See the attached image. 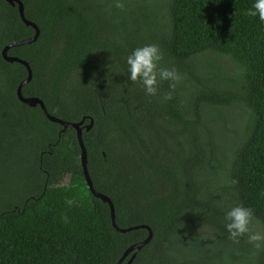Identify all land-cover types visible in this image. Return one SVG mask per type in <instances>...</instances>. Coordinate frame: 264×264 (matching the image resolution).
Here are the masks:
<instances>
[{
  "label": "trees",
  "instance_id": "1",
  "mask_svg": "<svg viewBox=\"0 0 264 264\" xmlns=\"http://www.w3.org/2000/svg\"><path fill=\"white\" fill-rule=\"evenodd\" d=\"M21 1L40 29L8 52L31 67L23 96L63 121L93 120L83 141L94 189L119 229L153 231L133 264H264V250L224 228L236 203L264 227V24L244 14L253 0ZM35 33L0 0V264H117L149 231L115 229L88 188L76 131L18 99L28 72L2 51ZM145 44L180 74L174 90L165 81L147 96L127 79V56Z\"/></svg>",
  "mask_w": 264,
  "mask_h": 264
},
{
  "label": "clouds",
  "instance_id": "2",
  "mask_svg": "<svg viewBox=\"0 0 264 264\" xmlns=\"http://www.w3.org/2000/svg\"><path fill=\"white\" fill-rule=\"evenodd\" d=\"M115 7H124L121 0H116ZM244 14L258 17L264 24V0H253L251 7ZM163 53L156 44L136 47L126 58L127 79L139 83L147 96H156L162 82H169L170 89H175L180 81V74L175 68L163 67ZM168 98H171L169 94ZM257 218L250 207L236 203L224 213V228L228 238L235 244L244 239L255 250H264V227H254Z\"/></svg>",
  "mask_w": 264,
  "mask_h": 264
},
{
  "label": "water",
  "instance_id": "3",
  "mask_svg": "<svg viewBox=\"0 0 264 264\" xmlns=\"http://www.w3.org/2000/svg\"><path fill=\"white\" fill-rule=\"evenodd\" d=\"M6 1L12 7H18V11H19L20 17L22 19V22L26 26L32 27L35 30V32H36L34 37H32L30 39H27V40H24V41H21L19 43H14V44L8 45L2 51L3 59L6 62H8V63H19V64H22L23 66H25V68L27 69L28 76H27V78L24 81H22L20 83V85H19V87L17 89L18 99L23 104H25L26 106L31 107V108H36V107L40 106L42 111L44 112L45 116L52 123H56V124H58V125L63 127L62 132H66L68 129H74L76 131L77 139H78V142H79V145H80V148H81V165H82V168H83L84 177L86 179L88 188L90 189V191L93 193V195L96 198L102 200L104 203L109 205L110 211H111L112 222H113V226L115 227V229L119 233H128V232H131L133 230L142 229V228L143 229H147L149 231L148 238L145 241H143V242L136 243V244H133L132 246H130L125 251V253L122 256V258L120 259V261L117 263V264H123L126 260H128L127 264H133V262L135 261V259L137 257V254L145 246H147L152 241V239H153V231L148 226H138V227L129 228V229H119L117 227V225H116V222H115V220H116V212H115V206H114L113 202L107 196L97 192L94 189L93 182L91 180V177L89 175V170H88V154H87V150L85 148L84 141H83V132H84V130L86 132H89L92 129V127L94 125L93 120H91V123L89 125H85L84 124L85 123V119H83L79 123H70V122L63 121L61 119H58L56 117L51 116L49 114L44 102L41 99L36 98V97H28L27 98V97L23 96V93H22L23 88L26 85H28L32 81V78H33V73H32L31 67L26 61H24L22 59H19L17 57H10L8 55V52H9V50L11 48H16V47H20V46H23V45H28V44H32V43L36 42L38 40L39 36H40V29H39V27L36 24H34L31 21L27 20V18L25 16V7H24V4H23V2L21 0H6Z\"/></svg>",
  "mask_w": 264,
  "mask_h": 264
}]
</instances>
